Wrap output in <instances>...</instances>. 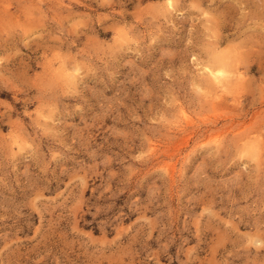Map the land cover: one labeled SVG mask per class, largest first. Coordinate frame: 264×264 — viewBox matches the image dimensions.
Here are the masks:
<instances>
[{
  "label": "rangeland",
  "instance_id": "374dc122",
  "mask_svg": "<svg viewBox=\"0 0 264 264\" xmlns=\"http://www.w3.org/2000/svg\"><path fill=\"white\" fill-rule=\"evenodd\" d=\"M0 264H264V0H0Z\"/></svg>",
  "mask_w": 264,
  "mask_h": 264
},
{
  "label": "bare ground",
  "instance_id": "6f19581e",
  "mask_svg": "<svg viewBox=\"0 0 264 264\" xmlns=\"http://www.w3.org/2000/svg\"><path fill=\"white\" fill-rule=\"evenodd\" d=\"M172 3V2H171ZM167 7H168V5H167ZM170 7V6H169ZM219 54V53H218ZM214 55V54H213ZM225 60L224 59H222V57H216V61H215V64H214V67L211 69H208L207 70V74H209V78H210V82H212V83H215V84H222V83H226L227 82V80L229 79V77H230V75H228V73H230V71L227 73V71H226V67H228V65L226 66V64H228V63H225L224 62ZM209 68V67H208ZM239 70V69H238ZM218 73H219V75H218ZM242 73V72H241ZM234 75H235V73H234ZM238 75H239V73H238ZM237 76V75H236ZM241 77V76H240ZM240 77H238V78H240ZM232 78H234L233 76H232ZM238 78H236V79H238ZM231 79V78H230ZM229 82H231V81H229ZM240 82V81H239ZM228 83V82H227ZM234 83V82H233ZM237 84H239L238 82H236ZM236 83H234V85H236ZM242 83H243V81H242ZM232 84V83H231ZM224 85V84H223ZM217 86V85H216ZM225 86V85H224ZM219 87V86H218ZM229 87V86H228ZM234 87V86H233ZM238 87V86H237ZM225 88V87H224Z\"/></svg>",
  "mask_w": 264,
  "mask_h": 264
},
{
  "label": "snow or ice",
  "instance_id": "6c2138e0",
  "mask_svg": "<svg viewBox=\"0 0 264 264\" xmlns=\"http://www.w3.org/2000/svg\"><path fill=\"white\" fill-rule=\"evenodd\" d=\"M218 75H219V73H218Z\"/></svg>",
  "mask_w": 264,
  "mask_h": 264
}]
</instances>
